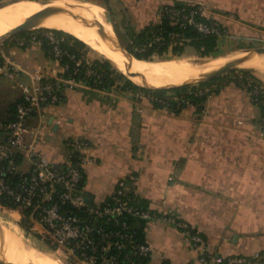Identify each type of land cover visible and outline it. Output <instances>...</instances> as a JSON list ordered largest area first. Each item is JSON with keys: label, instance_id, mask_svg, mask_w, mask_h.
<instances>
[{"label": "crops", "instance_id": "crops-1", "mask_svg": "<svg viewBox=\"0 0 264 264\" xmlns=\"http://www.w3.org/2000/svg\"><path fill=\"white\" fill-rule=\"evenodd\" d=\"M75 1L92 9L105 3L107 11L115 5L129 43L133 33L156 22L166 1L204 4L236 44L253 37L264 42V0ZM0 50L29 71L61 73L44 45L18 48L6 39ZM29 82L26 74L16 82L0 79V118L12 116L20 85ZM143 94L122 87H63L62 100L29 121L39 125L38 150L61 161L67 156L66 138L85 139L94 161L85 167L83 191L91 200L107 197L120 179L137 177L136 192L153 215L144 227L150 264H199L188 237L162 221L165 213L200 231L216 256L264 251V120L258 105L231 83L201 107L188 105L178 113L156 107ZM21 165L26 170L28 162Z\"/></svg>", "mask_w": 264, "mask_h": 264}, {"label": "built area", "instance_id": "built-area-1", "mask_svg": "<svg viewBox=\"0 0 264 264\" xmlns=\"http://www.w3.org/2000/svg\"><path fill=\"white\" fill-rule=\"evenodd\" d=\"M181 3L182 7L176 6V2L161 4L156 22L161 24L167 16L169 25L176 28L165 35L154 31L145 42L133 46L135 53H145L165 43H168L169 51L174 46L184 45L191 40L184 35L186 29L201 37L228 35V30L219 21L211 19L204 4ZM8 40L18 48L44 45L50 58L61 67V73L53 77L39 67L29 71L0 50V79L16 82L23 74L30 78L29 83L20 85V100L12 116L0 118V212L23 222L43 241H50L56 251L64 253L65 264H136L142 258H150L152 248L139 237L137 223L147 222L153 215L140 205L135 189L137 177L130 175L120 179L113 192L102 200L89 199L82 185L85 167L94 161L87 154L88 142L83 138H66V158L54 161L38 150L39 125L29 122L35 117L41 119L46 107L62 100L63 87L73 89L86 85L96 88L101 75L93 67V59L87 54L76 56L70 50L71 43L66 45V37L51 28H32ZM229 83L246 91L253 103L264 102V81L256 75L246 77L240 72L217 83L198 84L189 93L195 97L209 96L219 85ZM143 95L152 103L172 108L166 99ZM175 100L177 107L185 101L183 98ZM25 161L28 167L23 170L21 164ZM161 219L188 237L197 252L199 264H222L224 259L227 264H252L264 260V251L250 256H216L210 252L204 235L188 221L166 213ZM161 264L169 263L163 261Z\"/></svg>", "mask_w": 264, "mask_h": 264}, {"label": "bare ground", "instance_id": "bare-ground-1", "mask_svg": "<svg viewBox=\"0 0 264 264\" xmlns=\"http://www.w3.org/2000/svg\"><path fill=\"white\" fill-rule=\"evenodd\" d=\"M93 10L94 8H90L82 1L75 0H48L45 4L37 0H19L0 10V35L22 23L33 25L51 12L52 16L39 27L54 28L76 36L109 59L131 81L149 88L172 85L211 73L233 59L231 55L217 56L197 63L187 58L160 61L134 60L131 63L119 51L106 47L108 44L116 43V39L112 35L110 24L105 21L104 10L96 13ZM61 11H66L74 19L63 16ZM234 66L264 73V54L247 56L236 62ZM135 72L139 73V77ZM144 79L147 83L142 82ZM26 245L12 230L0 226V249L8 253L11 261L17 264H62L53 257Z\"/></svg>", "mask_w": 264, "mask_h": 264}, {"label": "trees", "instance_id": "trees-1", "mask_svg": "<svg viewBox=\"0 0 264 264\" xmlns=\"http://www.w3.org/2000/svg\"><path fill=\"white\" fill-rule=\"evenodd\" d=\"M39 1V0H37ZM16 2V1H14ZM10 4V3H9ZM8 5V3L0 5L4 6ZM176 6L182 7L181 2H176ZM212 20H215L211 18ZM211 19H208L211 21ZM47 28V27H44ZM175 26L169 25V18L167 16H164L163 22L161 24H158L157 22L146 26L139 32H135L131 36V42L129 43V47L126 48L128 49L137 59L139 60H146L150 61L153 60L154 54L156 56L161 57L163 55H174L175 57H180L182 56L183 49L186 45L192 46L195 50L196 53L204 58L210 56L217 48V38L215 36H208V37H201L199 34H197L195 31L191 29H186L184 32V35L186 37H190L191 40L187 43H184V45H179V46H174L171 51L168 50V43L163 44L161 47H156L153 48L145 53H135L133 51V46L139 43L145 42L150 35L154 31H161L164 35L167 34L171 29H175ZM54 29V28H52ZM58 30V29H55ZM58 33L64 35L66 37V45L67 43H71L70 50L78 57H81L82 55H86L87 51L90 50L91 48L82 40L78 39L76 36L62 31L58 30ZM167 60V59H163ZM93 67L98 71V73L101 75V79L99 80L100 82L97 85H93L94 87L101 89V90H109L112 88H120L122 87L123 89H130L133 91H142L145 94H152L158 98H163L168 100L169 103L172 104V108L170 109L171 111L178 113L180 112L183 108L186 106L190 105H195L201 107L203 103L207 100V98L216 90L219 89V87L223 85H219L216 90H214L209 96H204V97H195L192 94L189 93L190 90H194L195 86H186V87H180V88H173V89H155V90H150L146 89L144 87H141L137 84H135L133 81H131L129 78H127L109 59L106 57L102 58H94L93 59ZM236 72H240L246 77H255V73L253 69H238V70H233L228 73H225L211 81L201 83V85H208V84H213L222 81L225 77L230 76L231 74H234ZM81 76V75H80ZM80 76L77 78L79 79ZM230 84V83H229ZM232 84V83H231ZM227 85V84H226ZM236 85V84H234ZM238 86V85H236ZM239 87V86H238ZM175 98L179 99H184L185 101L181 102L179 104V107H177V101ZM156 107L159 108H165L161 103H153ZM256 105L261 109L262 111V116L264 120V102H259ZM84 184V179L82 181V185ZM140 200V205L146 209H148L150 212V208L146 204V202L143 199ZM152 214V212H151ZM145 221H140L137 223L138 226V234L141 239H145L144 237V227H145ZM20 227L23 229L22 236L26 239L28 237H32L36 239L37 241L41 242V245H39V249H44L43 247L47 248L48 250L54 251L56 249L55 245H53L50 241L48 240H42L41 236L31 232L24 224L23 222L19 223ZM261 262H264L261 261ZM136 264H150V258H142L137 261ZM222 264H227L226 259H224Z\"/></svg>", "mask_w": 264, "mask_h": 264}, {"label": "rangeland", "instance_id": "rangeland-1", "mask_svg": "<svg viewBox=\"0 0 264 264\" xmlns=\"http://www.w3.org/2000/svg\"><path fill=\"white\" fill-rule=\"evenodd\" d=\"M14 1H19V0H0V5L6 4L8 3V5H12L15 2ZM84 1H92V3L99 5V3L95 0H84ZM101 2V1H100ZM10 3V4H9ZM8 5H4L0 7L1 9H4L6 7H8ZM104 10L105 9V3H100V5ZM115 5H111L110 6V15L114 24V29L116 31V34L118 36V39L121 43V45L125 48L129 47V39L127 37V35L125 33L122 32L121 30V26H120V20H119V14L117 9L115 8ZM103 9H94L93 11L96 13L98 11H101ZM230 36H222V37H218L217 38V48L216 50L208 57H200L197 53L196 50L190 46V45H186L183 49V53L182 56L180 57H175L174 55H163L161 57L158 56H154V58H152L153 60L150 61H160L163 59H172V60H183V59H190L193 60L194 63L200 62L202 60H206V59H210V58H214L217 56H223V57H227V56H235L238 54V52L240 53L243 49L245 48H251V47H257V46H264V42L259 40L258 38H250L251 41L246 42L247 40H239L237 41L238 44H236L235 40L233 38H229ZM240 41H242L243 43H241ZM236 51V52H234ZM87 56L90 58H102L105 57L104 55H102L100 52L94 50V49H90L87 51ZM234 67H238V69H250V68H245V67H239V66H234ZM121 71V70H120ZM254 73L257 77H259L260 79H262L264 81V73L259 72L257 70H254ZM122 72V71H121ZM0 226H3V228H7L8 230H12V232H14L15 235H17V237L20 239V241L23 244H27L26 246H29L30 248L38 251V252H42L45 253L51 257H53L54 259L58 260L60 263L65 264L64 263V258L65 255L63 252L61 251H52V250H48L47 248L43 247L44 249H39V245H41L40 241H37L36 239L32 238L31 236L28 237V239L24 238L22 236V232L23 229L20 227L19 222L15 220V218L11 217L8 215V213H3L0 212ZM1 264V263H0Z\"/></svg>", "mask_w": 264, "mask_h": 264}, {"label": "water", "instance_id": "water-1", "mask_svg": "<svg viewBox=\"0 0 264 264\" xmlns=\"http://www.w3.org/2000/svg\"><path fill=\"white\" fill-rule=\"evenodd\" d=\"M48 0H39V2L45 4ZM63 16L67 17L68 19H74V17L72 15H70L69 13H67L66 11H61L60 12ZM52 13H48L46 14L40 21H38L35 24H25L22 23L20 25H17L9 30H7L5 33H3L2 35H0V42L14 36L17 35L21 32L30 30L32 28H37L40 26L41 23H43L47 18L51 17ZM104 18L105 21L110 24L111 26V32L113 37H115L116 39V43L114 44H108L106 45V47L108 49H113L116 51H119L121 54H123L125 56V58L132 63V61L134 60H139L137 59L128 49H126L125 47H123L118 39V36L116 34V31L114 29V24L110 15V12L107 10H104ZM84 42V41H83ZM89 46V45H88ZM90 47V46H89ZM92 49V47H90ZM264 54V46H257V47H251V48H245L244 50H242L240 53H238L237 55L233 56V59H231V61H229L228 63H226L225 65H223L222 67H220L219 69L208 73V74H204V75H200L188 80H185L183 82L180 83H176V84H172V85H161L159 87H154V88H149L146 87L144 85H140L137 84L141 87H144L146 89H150V90H155V89H173V88H180V87H186V86H194V85H198L201 83H205L208 81H211L225 73H228L230 71L233 70H238V67H234V64L240 60H242L243 58L247 57V56H258V55H263ZM136 76L139 77V73L135 72ZM126 76V75H125ZM127 77V76H126ZM128 78V77H127ZM143 83H147V80H142ZM136 84V83H135ZM0 263L1 264H17L14 261H11L9 259L8 253L1 250L0 249Z\"/></svg>", "mask_w": 264, "mask_h": 264}]
</instances>
